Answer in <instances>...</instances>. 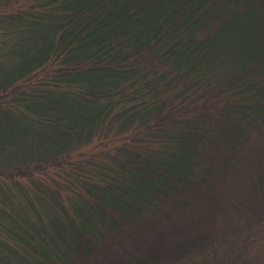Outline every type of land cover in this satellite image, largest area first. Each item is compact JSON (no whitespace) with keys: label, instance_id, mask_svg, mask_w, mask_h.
<instances>
[{"label":"trees","instance_id":"16d2710c","mask_svg":"<svg viewBox=\"0 0 264 264\" xmlns=\"http://www.w3.org/2000/svg\"><path fill=\"white\" fill-rule=\"evenodd\" d=\"M115 119L136 146L70 161ZM262 233L264 0H0V264H260Z\"/></svg>","mask_w":264,"mask_h":264},{"label":"rangeland","instance_id":"374dc122","mask_svg":"<svg viewBox=\"0 0 264 264\" xmlns=\"http://www.w3.org/2000/svg\"><path fill=\"white\" fill-rule=\"evenodd\" d=\"M205 122L207 123V125L210 124V129L212 130V128H211L212 127L211 126L212 121L211 122L209 121L210 123H208V121H205ZM108 126L113 130L110 132H107V130L104 131L101 135L95 137V139H93V141L90 143V145H84V146L78 148L77 150L73 151L71 158H70V161L78 162V161L85 160V159H87L86 156H89L94 151L96 153H100L101 157L97 160L98 162L109 164L108 161L105 159V156L110 155V154L112 157H114L115 155L118 156L117 153L119 151L123 150L124 147H126V149L129 148L127 146H124L125 143H128L129 146H131V145L136 146L137 143L134 144L132 142V139H126L128 136H130V138L135 137V132H132L131 130H129L128 134L126 133L127 131H124V133L119 134V132L114 129V127L115 128L120 127V122H118V120H116V119L110 120V122L108 123ZM215 127L217 130L215 132H213V134H212L213 136L220 138V139L227 137L228 132H226V130L224 128H221L218 125H215ZM114 132L116 133V137H112ZM201 132L203 133V131H201ZM143 137H145V136L143 135ZM146 143H147L146 140H144L141 144H138L139 145L138 147H140V149H143L146 147L145 146V145H147ZM141 145H143V146H141ZM150 147H152V146H150ZM102 155H104L103 159H101L103 157ZM122 155H121V159L116 163V165H114V170H113L112 175H114V173L120 172V170H117L118 168H122L126 171L128 168L131 170L130 164H128V161H125V157H124V155L123 156ZM215 157H216V155H215ZM220 162H223V161L220 160L219 163ZM113 164H115V162ZM109 165H111V164H109ZM207 165H208L207 163H204L203 164L204 168H206ZM220 167H222V166H220ZM128 172H131V171H127V173ZM41 175L42 174H40L39 176H41ZM128 176H129V174H128ZM20 182H22V181H20ZM7 183L8 182H6V185H8V186L11 185L10 183H8V184ZM22 186L26 187V188L28 187V185H26L23 182H22ZM29 186L31 187L30 184H29ZM173 205L174 204H172V201H168L166 204H162L161 206L164 208L161 209L159 215H161L164 212V210L170 209V207L173 208ZM176 206H178V205H176ZM179 210H180L179 206L175 207L174 213H173L175 217L183 216L181 214L182 211H179ZM142 214H143L142 216H144V220L147 218L148 219L150 218L149 213H147L146 211H144ZM152 220L153 221L148 223V230L150 229L152 231L153 227H156V226L158 227V229L162 230V225L160 224L161 222H159L160 219L157 218V219H152ZM142 223H144V222L138 221L136 224L134 223L133 226H132V224L131 225H125L122 228L121 235L119 234L118 239H117V243L121 241L122 246H123V243L125 242L124 248H126V252L123 251L120 253L121 258L123 256H125L126 253H128V255L132 253L131 249L128 248L132 245V241H134L137 237H138L137 243L141 240L140 237L138 236V234L136 235V232H133V231H136V229ZM230 225H231V223H230ZM131 226H132V228H131ZM198 226H199V224H198ZM204 228L206 230V234L208 235V238H205V241L208 243V245L206 246V251L211 252V254L213 253L211 256H215V255L218 257L223 256L225 254V249L227 248L228 244L226 241L223 240V234L220 233L221 231L218 232L220 234L216 233L214 230L217 229V227L214 228L209 223V221H207V220L204 221ZM140 231L141 230L139 229V232ZM228 234H230V233H228ZM243 236H244V234H243ZM255 237H256V241L254 240L253 243L246 242L247 240L245 239L244 244H247L248 246H250L249 249H250L251 253H250L249 257L250 258H253V257L256 258V256L257 257L260 256V258H261V260H259L260 264H264V239H263L264 236H263V233L259 236L256 235ZM240 239L241 238H236V239H233L232 241H234L235 244H239ZM230 240H231V237H230ZM143 244H145V243H143ZM202 244H203V242L200 245L202 246ZM205 253L206 252H200L199 254L202 257V255ZM244 255H245V251H244ZM201 257L198 258L197 260L194 259L195 263H192V261H189L188 259H186V260L183 259L180 264H196V263L201 264V262L203 263V260L201 259ZM254 261L255 260L251 261L249 264L254 263ZM212 263H213V261L210 264H212Z\"/></svg>","mask_w":264,"mask_h":264}]
</instances>
